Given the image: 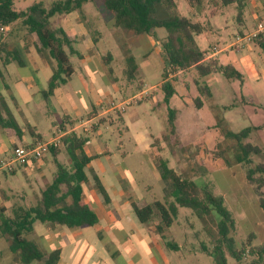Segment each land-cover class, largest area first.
<instances>
[{
  "label": "rangeland",
  "instance_id": "obj_1",
  "mask_svg": "<svg viewBox=\"0 0 264 264\" xmlns=\"http://www.w3.org/2000/svg\"><path fill=\"white\" fill-rule=\"evenodd\" d=\"M36 1L38 0H27L28 4ZM54 1L57 0H45L44 4L48 7ZM174 2L179 15L198 21L203 26V31L193 35L189 45L207 53L217 51L215 57L217 61L222 65L230 64L241 77L228 80L221 73H214L199 79L191 69L176 74L175 77L171 75L169 82L174 88V93L168 104H165L164 93L159 86V82L164 78V64L160 57L151 53L143 59L139 54H134L138 64L144 63L143 61H147L148 64L143 66L142 73H138L135 79L127 81L122 74L123 36L117 39L115 35L107 33L103 40L98 39L96 47L103 54H111L108 67L118 89L113 91L111 96L123 104L124 110L121 113L123 122L114 120L116 115L113 114V123L100 124L97 129L99 132L97 130L90 132L89 138L95 139L97 143L111 151L109 162L116 166L118 172L128 176L129 192L134 199L143 198L148 202L172 201L168 196L169 183L158 180L156 158L158 154L168 161V166L180 177L193 180L198 185H206L215 195L222 196L234 219V228L229 232L234 248L237 250L244 248L239 261L229 256L224 245L221 247L222 254L227 264H250L255 259L251 249L264 245V215L257 203L260 190L245 179L248 168L264 163V45H259L258 41L264 40V33L250 41L244 40L242 43L248 45V49L236 51L232 43L236 40L234 37L236 30L241 29L247 34L254 29L253 18L245 8H251L252 15L255 12L259 20H264V3L258 6L244 5V21L240 24L237 20L236 4L214 8L211 3L204 2L203 10L197 12L185 0ZM102 10L106 22H113V15L104 8ZM162 15L164 11L160 8L157 16ZM164 36V29H157L156 37L161 39ZM70 63L76 64V60ZM140 78L145 80L146 85L153 86V99L139 100ZM195 82L206 84L211 92L210 98L202 99L200 108H196L194 104V99L198 95ZM108 99L109 97H106V100ZM155 101L161 104L152 109ZM168 107L176 109L177 112L176 132L163 141L161 138L165 131ZM245 127H250V132L241 142L257 145L261 149L259 154L249 156L251 163L248 165L235 160V155L239 151L237 142L226 135V131L238 132ZM50 129L51 124L44 127V138L48 137ZM144 139L148 143H152L154 139L159 141L149 146V149L145 147ZM10 143L0 132V159L11 153L12 149H8ZM56 163L69 166L68 156L64 150L55 157L48 152L38 162L44 169L47 184L56 171ZM94 173V170H86L87 176ZM29 183L35 184V174L26 172L23 167H18L14 175L0 173L1 202H4V196L11 193L28 192ZM35 199L34 197L32 200L33 204ZM19 203L24 205L21 201ZM30 204L26 203L27 206ZM6 214H10V211ZM217 220L218 216L215 213L213 217L199 219L189 209L177 207L173 224L163 229L161 233L166 242L174 241L181 245L180 251L184 257L182 264H216L213 248L218 244ZM152 221L155 223L158 221L161 227H165L157 212L154 213ZM146 224L149 225L150 222ZM35 225L38 233L43 224L36 222ZM33 236L32 234L29 238L36 240ZM4 239L9 241L7 236L0 238V256L3 250L7 251ZM247 243L249 245H246ZM80 248V244L76 243L64 249L63 264L72 262V252L76 253V250L77 258L80 255ZM94 249L95 247H92L90 251L94 252ZM167 251L173 253V250ZM96 257L94 255V258ZM16 261L18 259L15 258Z\"/></svg>",
  "mask_w": 264,
  "mask_h": 264
},
{
  "label": "crops",
  "instance_id": "obj_2",
  "mask_svg": "<svg viewBox=\"0 0 264 264\" xmlns=\"http://www.w3.org/2000/svg\"><path fill=\"white\" fill-rule=\"evenodd\" d=\"M42 2L44 4L45 0ZM262 3L264 0L244 1V5L252 6ZM30 5L27 0L13 1L15 11L24 10ZM102 8L101 5L85 1L81 3L80 12L71 10L67 13L56 14L49 19L52 29H61L71 40L75 53L70 54L68 59L69 63L76 60V64L70 63L73 71L66 82L58 85L47 96L44 95V91L56 68V63L49 56L48 51L40 47L35 33L29 32L19 21L4 26L1 32L3 41L7 45L6 49H15L18 55V61L13 60L4 66L0 64V109L7 110L21 130V136L17 137L12 131L0 128V132L11 142L8 149L13 150L17 146L48 141L68 133L82 134L87 137V141L83 145L84 153L92 158L86 166L85 172L87 169L95 172L88 176L86 174L87 182L82 193V200L90 206L97 217V222L94 225L67 228L61 225L41 223L43 225L37 233L35 222L33 232L26 238L31 240L29 236L33 234V238L36 237V240L32 241L45 254L58 249L57 264L64 263L63 250L76 243L80 244V255L75 258L77 250L76 253L72 252V262L66 264H182L184 257L180 251L181 245L174 241L168 242L172 243L171 245H177L176 248H169L165 245L166 241L163 239L161 231L168 227H161L158 221L156 223L152 221L155 212L148 221L149 225L139 222L133 212V203L141 205L152 203L155 200L148 202L143 198H132L127 184L128 176L118 172L116 166L109 162L111 151L101 143H97L95 139L89 138V133L96 131L100 124L106 122L112 124L115 119L123 122L122 111L108 108L110 101H120L111 96L113 91L118 90L108 67L112 58L111 54H103L97 49L98 39L103 40L107 33L115 35L117 39L123 36L124 66L122 74L127 81L135 79L138 73H142L143 66L148 64L147 61L138 64L136 55H134L136 53L143 59L154 53L163 62V70L168 69L161 46L164 37L161 39L156 37L157 29L151 34H134L131 31H123V29L115 27L113 22H106ZM245 9L253 18L255 28L256 22L259 21L256 13L254 12L252 15L251 8ZM242 16L243 9L241 16L237 19L240 24L244 21V16ZM249 33L245 34L243 30L239 29L234 33V37L244 38ZM236 41L232 43V47H235L234 50L249 48L242 41L238 42L241 46H236ZM206 54V58H215L217 51L206 52ZM129 55L133 56L138 67L132 79H127L124 74L125 61ZM191 70L193 69L191 68ZM182 72L168 73L166 80L169 81L171 75L175 77L176 74ZM162 81H164L163 78L159 84ZM138 83L141 88L139 100L153 99V86L146 85L143 78H140ZM141 94L143 95L141 96ZM106 97L109 99L106 100ZM139 100L135 101L139 102ZM159 104L161 103L155 101L152 109L158 107ZM174 110L176 119L177 112L176 109ZM113 114L116 115L114 120ZM103 117L104 120L98 122ZM48 124H51L50 134L44 138L43 129ZM27 126L32 127L34 132L40 136L36 142H33V138L27 132ZM89 128L91 129L89 130ZM144 142L145 147L150 149L149 146L152 143H148L146 139ZM61 150L63 149H59V152ZM121 154L123 155L122 152ZM21 167L26 172L35 174V184H28V192L11 193L9 196L3 197L4 202L0 200V210H3L5 216L9 215L6 213L13 205H22L19 203L20 201L24 203L22 206L25 207H28L26 203H31L29 206L35 205L40 198L41 191L47 185L44 169L38 165V162L30 161ZM0 173L5 174L4 172ZM14 173L12 174L14 175ZM95 180L104 189L106 200L97 191ZM158 180L161 181L159 173ZM34 197L36 199L33 204ZM14 200L19 202H14ZM9 242L4 239L7 251H2L0 264H21L18 261L15 262L17 256L10 251ZM92 247H95L94 252L90 251ZM167 249L173 250V253L170 254ZM94 255L97 257L94 258ZM37 264H42V262Z\"/></svg>",
  "mask_w": 264,
  "mask_h": 264
},
{
  "label": "trees",
  "instance_id": "obj_3",
  "mask_svg": "<svg viewBox=\"0 0 264 264\" xmlns=\"http://www.w3.org/2000/svg\"><path fill=\"white\" fill-rule=\"evenodd\" d=\"M14 0H0V27L7 26L12 22L19 21L29 32L35 33L39 45L48 51L49 56L55 61L56 68L47 83L44 95L47 96L60 84H64L70 74L72 67L69 63V55L74 54L72 42L59 28L52 29L49 19L56 14L67 13L71 10L80 12L82 2L90 1L101 5L113 15L115 27L134 34H151L155 29L162 28L165 36L161 46L165 57L167 70L163 72V80L159 85L164 93V103L168 104L169 98L174 93L171 83L166 80L168 73L193 69L197 78L202 79L209 74L221 73L226 79L240 78L241 75L231 65H222L217 59L208 57L206 52L193 48L189 43L193 35L203 31V26L198 21L181 16L176 11L174 0H63L51 3L45 7L42 0L32 3L21 11L13 9ZM195 11L203 10L204 2L211 3L214 8L236 4L237 19L242 14L245 0H185ZM164 15L157 16L159 9ZM210 14H213L210 12ZM260 37V35H259ZM259 45H264V40H258ZM0 32V64L2 66L9 62L18 61L15 49L7 50ZM3 53V55H2ZM133 56L129 55L125 61L124 74L127 79H132L137 70ZM197 97L194 99L196 108L202 105V99L211 96L206 84L195 82ZM100 118L98 122H102ZM175 110L169 108L165 119V131L162 140H167L175 135ZM0 128L10 130L17 137L21 136V130L15 123L7 110L0 109ZM27 132L36 142L40 136L34 129L27 126ZM250 132V127H245L238 132L226 131V135L236 140L238 153L235 160L238 163L248 165L251 163L250 155L259 154L260 147L251 143H242ZM63 150L67 153L69 166L56 163L50 183L45 185L40 193V198L33 206L13 205L10 214L5 216L0 210V237L7 236L9 249L17 256L21 264H30L33 261L42 264H57L59 250L54 249L45 254L32 240L26 238L33 232L35 222L50 225H61L67 228L92 226L97 222V217L90 206L82 200L84 185L87 182L85 172L86 166L91 157L84 153L83 145L87 137L82 134L68 133L61 137ZM159 139H154L152 146ZM35 144V143H34ZM56 156L59 149L51 148L49 151ZM159 152V149H158ZM157 170L161 181L169 183L168 196L172 198L169 203L155 200L152 203L132 204L133 212L141 223L151 219L154 212H157L162 224L170 227L175 219L177 207L189 209L197 218L204 219L218 216L216 228L218 234L217 245L213 248L216 264H227L222 254V245L225 246L229 256L239 261L242 258L244 248H234L233 239L229 236L230 230L234 228V219L231 212L224 204L222 196L215 195L206 185H198L193 180L180 177L168 166V161L157 155ZM14 171L10 172V174ZM264 163H258L247 169L245 179L254 184L260 193L257 198L258 207L264 215ZM97 191L106 200V193L99 182L95 180ZM263 189V191H262ZM166 242L169 248H176L177 245ZM246 245H249L247 243ZM255 256L250 264H264V245L251 249Z\"/></svg>",
  "mask_w": 264,
  "mask_h": 264
},
{
  "label": "built area",
  "instance_id": "obj_4",
  "mask_svg": "<svg viewBox=\"0 0 264 264\" xmlns=\"http://www.w3.org/2000/svg\"><path fill=\"white\" fill-rule=\"evenodd\" d=\"M2 31L3 28L0 27V32ZM262 33H264V20H259L256 22L254 30L244 38L236 37L237 41L235 45L238 46V42H243L244 40L250 41L251 39H254L257 36L261 35ZM108 108L116 109L119 111L124 110L122 102H115L113 100L109 102ZM61 147H63L61 135L51 138L48 141L17 146L13 148V150L7 157L0 160V172L10 173L12 171H15L18 167L26 165L30 161L39 162L43 158L44 154L48 153L51 148L59 149Z\"/></svg>",
  "mask_w": 264,
  "mask_h": 264
}]
</instances>
